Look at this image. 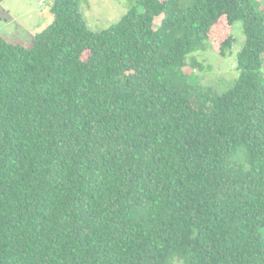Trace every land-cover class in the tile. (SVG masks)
I'll return each instance as SVG.
<instances>
[{
    "label": "trees",
    "instance_id": "obj_1",
    "mask_svg": "<svg viewBox=\"0 0 264 264\" xmlns=\"http://www.w3.org/2000/svg\"><path fill=\"white\" fill-rule=\"evenodd\" d=\"M81 2L0 35V264H264L261 1L140 0L101 32ZM238 21L233 85L192 83Z\"/></svg>",
    "mask_w": 264,
    "mask_h": 264
},
{
    "label": "rangeland",
    "instance_id": "obj_2",
    "mask_svg": "<svg viewBox=\"0 0 264 264\" xmlns=\"http://www.w3.org/2000/svg\"><path fill=\"white\" fill-rule=\"evenodd\" d=\"M54 0H4L0 5V35L11 42H32L38 32L46 29L52 16L42 19L50 12ZM140 0H82L80 8L90 29L105 31L118 23L132 8L142 12ZM264 6V0H260ZM236 42L232 50L220 55L211 49L192 54L184 70L194 84L211 87L218 92L227 90L239 75L237 54L245 45L243 22L233 28ZM264 74V66L262 68ZM264 233V229H263Z\"/></svg>",
    "mask_w": 264,
    "mask_h": 264
},
{
    "label": "water",
    "instance_id": "obj_3",
    "mask_svg": "<svg viewBox=\"0 0 264 264\" xmlns=\"http://www.w3.org/2000/svg\"><path fill=\"white\" fill-rule=\"evenodd\" d=\"M49 14H50V12L45 11V12L43 13L42 19H43V18H46Z\"/></svg>",
    "mask_w": 264,
    "mask_h": 264
}]
</instances>
